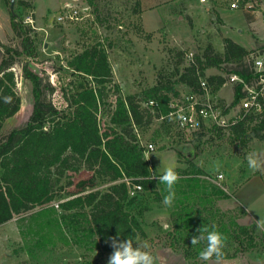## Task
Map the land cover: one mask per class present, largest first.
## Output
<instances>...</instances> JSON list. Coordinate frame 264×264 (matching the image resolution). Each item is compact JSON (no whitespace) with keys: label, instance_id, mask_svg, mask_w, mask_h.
Masks as SVG:
<instances>
[{"label":"rangeland","instance_id":"1","mask_svg":"<svg viewBox=\"0 0 264 264\" xmlns=\"http://www.w3.org/2000/svg\"><path fill=\"white\" fill-rule=\"evenodd\" d=\"M19 1L0 0V40L12 47L21 45L13 31L8 33L11 31L12 10L33 27L39 54L35 58L19 57L11 68L15 73L21 108L6 119L0 137L26 124L32 114L33 83L24 77L22 70L27 62L32 71L51 82L54 91L48 98L64 109L68 107L67 96L75 91L76 86L90 81V78L75 73L69 62L88 48L98 47L104 52L111 77L101 84L106 90L98 119L101 128L106 129L112 125L109 114L117 96L140 95L158 83L177 81L179 73L195 55L204 51L208 43L214 40L218 49L223 35L220 31L222 19L217 12L211 16L212 20L202 18L195 21L190 14L192 5L183 0H26L30 4L28 8L21 7ZM250 1L248 7L241 8L244 11L225 12L223 29L229 35L239 34L246 46L256 49L264 45V40L255 45L253 37L258 33L251 28H256L264 39V12L261 10L264 0ZM66 5L78 8L82 19L58 23L56 16ZM258 17L262 20L250 25L249 20ZM234 67V64L227 63L206 71L207 76L219 74L227 78L228 83L218 92V97L228 106L226 112L229 116L238 111L240 104V100H236L237 83L231 80ZM176 87L180 95L191 91L182 83H177ZM137 131L143 147L155 144V150L146 153L152 173L160 175L165 167L172 166L180 177L174 186L175 199L171 207L162 203L168 194L162 183L156 190L142 189L137 193L136 211L139 207L148 208L141 217L146 237H139L149 241L157 264H206L200 260L199 254L188 258L185 246L176 239L177 225L189 209L193 213L201 212L203 218L218 225L234 220L253 226L260 216H264V193L250 205L247 215L245 208L230 194L249 175L264 172H252L246 160L249 152L264 154V139L251 137L253 135L246 140L234 139L229 129L211 132L208 128L203 134H175L156 119L150 126ZM76 164L79 169L75 170L76 166H73L66 171L62 180L64 189L59 190L58 199L35 206L0 225V264H107L112 251L97 248L93 240L85 237L87 232L65 220L64 216L75 209L68 212L62 203L97 189L105 191L111 182L85 165ZM197 167L203 175L222 173L225 188L200 177L196 174ZM194 179L201 182V194L196 193ZM124 180L131 182L128 177ZM213 186L224 190L230 197H220L212 190L208 195L207 188ZM262 233L257 229L256 247L239 253L236 258L223 257L220 264H264ZM201 246L203 249L205 245ZM237 247V242L232 245L225 242L223 253L226 250L233 253ZM207 264H215V258Z\"/></svg>","mask_w":264,"mask_h":264},{"label":"trees","instance_id":"2","mask_svg":"<svg viewBox=\"0 0 264 264\" xmlns=\"http://www.w3.org/2000/svg\"><path fill=\"white\" fill-rule=\"evenodd\" d=\"M18 3L21 7H30L26 0ZM10 21L21 45L12 47L0 40V135L6 119L21 108L15 73L11 68L19 57L35 58L39 54L30 23L18 18L12 10ZM224 44L223 53L208 44L179 73L175 82L158 83L143 90L141 96H117L109 114L112 125L106 129L101 128L98 114L106 90L101 84L109 81L111 70L106 55L98 47L84 50L69 62L75 73L90 78V81L76 86L75 91L67 96L68 107L64 109L48 98L54 91L51 82L32 71L28 62L24 64L23 75L33 83L34 106L26 124L0 137V225L35 206L58 199L59 190L64 189L62 180L66 171L76 166L77 162L94 170L97 175L108 177L111 185L105 191L97 189L63 202L62 207L66 211L75 209L64 219H68L78 230L87 232L85 237L93 240L96 247L105 252L113 251L111 237L119 240L134 239L137 235L146 237L141 217L148 208L139 207L136 211L138 195H130V186L139 183L142 189L149 191L156 190L161 183L157 179H150L153 173L146 149L138 139L137 130L150 126L155 120L143 102L154 99L162 111L168 113L172 96L179 95L176 84L182 83L192 91H199L201 77L206 78L213 91L218 93L227 78L219 74L207 76L206 71L227 63L235 65L231 72L249 81L253 74L247 56L253 49L248 50L228 37L224 39ZM242 96L241 85H237L236 100ZM4 97H11V103H5ZM209 130L212 132L215 129ZM229 131L238 140L249 139L251 135L264 139V114L260 117L245 115L233 123ZM200 132L203 134V131L194 133ZM77 169L79 166L75 167ZM196 174L203 175L198 167ZM126 177L131 179V185L124 180ZM200 183V180L194 179L197 194H201ZM216 188H207L208 195L213 191L220 197H230L224 190ZM187 212L177 225L176 239L185 246L188 258L199 254L201 244L204 245L191 244L192 237L198 235L197 229L203 226L209 230L215 228L226 238L227 244H239L233 253L224 251V258H236L239 253L258 244L256 225L240 224L234 220L218 225L203 218L201 212L193 213L191 209ZM261 241L264 244V231Z\"/></svg>","mask_w":264,"mask_h":264},{"label":"built area","instance_id":"3","mask_svg":"<svg viewBox=\"0 0 264 264\" xmlns=\"http://www.w3.org/2000/svg\"><path fill=\"white\" fill-rule=\"evenodd\" d=\"M212 1V2H211ZM203 4L212 7L217 4L232 10L248 7L250 0H200ZM264 12V6H261ZM82 19L80 10L72 5H66L57 14L56 20L60 24ZM193 60V58H192ZM247 61L252 69V77L248 81L234 73L231 76L232 82L241 85L243 96L240 99L238 111L229 116L226 112L228 106L213 91V86L206 78H200V90L190 91L187 94L172 96L169 103L168 113H164L154 99L143 102L156 121L169 126L172 133L176 132H198L210 129L228 130L230 126L245 115L251 114L260 117L264 114V46L253 49L247 56ZM228 82L226 81L224 86ZM209 126V127H208ZM155 144L149 143L145 147L146 153L155 150ZM200 177L211 181L221 188L224 175L222 173L213 175H200ZM128 183L129 180H127ZM142 185L134 183L130 186V195H136L142 190Z\"/></svg>","mask_w":264,"mask_h":264},{"label":"clouds","instance_id":"4","mask_svg":"<svg viewBox=\"0 0 264 264\" xmlns=\"http://www.w3.org/2000/svg\"><path fill=\"white\" fill-rule=\"evenodd\" d=\"M5 103H11V97H4ZM247 165L252 172L264 171V154L249 152L246 155ZM152 179H157L159 183L166 185L168 194L163 197L162 203L171 207L175 199L174 186L180 179L178 173L172 166L165 167L163 173L156 175L153 172ZM256 227L264 231V216L255 221ZM198 235L191 239L192 246L203 243L205 246L199 253L201 261L210 262L215 258V264H220L223 259V249L226 238L215 228L209 230L208 227L197 229ZM110 246L113 249L108 258L107 264H157V258L150 251L151 244L147 239H141L138 235L126 240H119L111 237ZM135 244V246H134Z\"/></svg>","mask_w":264,"mask_h":264},{"label":"crops","instance_id":"5","mask_svg":"<svg viewBox=\"0 0 264 264\" xmlns=\"http://www.w3.org/2000/svg\"><path fill=\"white\" fill-rule=\"evenodd\" d=\"M184 2H188V4L192 5L190 8V14H192V19L196 20H200L202 18H211V20L213 19L211 16L213 14H215L217 12V15L220 16V18L222 19V27L220 29V31L223 32V35L221 36V41H220V47L218 49H216V42L214 40H212L210 43L208 44H212L213 47L220 53H223L225 51V44H224V39L225 38H231L233 39L235 42L239 43L240 45L244 46L246 49H252L254 46L252 47H248L246 46L241 39L239 38V34H235V36L233 35H229L227 32H225V30L223 29L225 26V20H224V14L227 11H237V10H241L244 11L242 9H236V10H232L226 7H220L218 4L214 7H212L209 4H203L200 2V0H183ZM262 20L261 17H258V19L253 18L249 20L250 25L255 24L256 22H260ZM11 23V21H10ZM7 26V25H6ZM215 27V26H213ZM252 27V26H251ZM216 28V27H215ZM252 30H256V33H258V35H256L254 38L255 40V45H257V43L259 42V40H264L259 36V32L256 28H251ZM12 32V27H11V31L8 30V33L11 34ZM255 32V31H254ZM255 33V34H256ZM264 193V172H260V173H256V174H252L249 175L243 182H241L238 187L234 190L232 194V198L238 203L240 204L242 207L245 208L246 215L248 214V210L249 207L252 203H255L260 196ZM246 217V216H245Z\"/></svg>","mask_w":264,"mask_h":264}]
</instances>
